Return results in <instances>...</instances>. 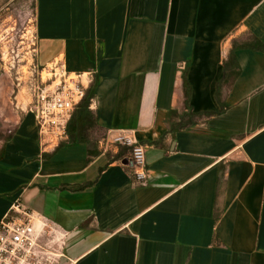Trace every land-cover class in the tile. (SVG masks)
<instances>
[{
  "label": "crops",
  "instance_id": "crops-1",
  "mask_svg": "<svg viewBox=\"0 0 264 264\" xmlns=\"http://www.w3.org/2000/svg\"><path fill=\"white\" fill-rule=\"evenodd\" d=\"M33 29L40 67L92 85L100 152L45 146L0 61V219L17 200L37 213L58 264H264V51L235 52L220 115L174 129L220 110L264 0H34ZM119 133L145 147L144 186Z\"/></svg>",
  "mask_w": 264,
  "mask_h": 264
},
{
  "label": "built area",
  "instance_id": "built-area-1",
  "mask_svg": "<svg viewBox=\"0 0 264 264\" xmlns=\"http://www.w3.org/2000/svg\"><path fill=\"white\" fill-rule=\"evenodd\" d=\"M37 81L29 110L34 115L40 139L45 146L55 148L66 138L67 123L84 98L86 88L81 74L67 72L61 61L41 67ZM112 144L129 150L132 177L138 185H146L145 147L124 133L117 134ZM46 228L37 213L20 200L15 201L0 219V264H58L63 244L56 250L44 244L41 237Z\"/></svg>",
  "mask_w": 264,
  "mask_h": 264
},
{
  "label": "rangeland",
  "instance_id": "rangeland-1",
  "mask_svg": "<svg viewBox=\"0 0 264 264\" xmlns=\"http://www.w3.org/2000/svg\"><path fill=\"white\" fill-rule=\"evenodd\" d=\"M33 24L32 0H0V61L21 104L27 98L31 101L41 68L36 62Z\"/></svg>",
  "mask_w": 264,
  "mask_h": 264
},
{
  "label": "trees",
  "instance_id": "trees-1",
  "mask_svg": "<svg viewBox=\"0 0 264 264\" xmlns=\"http://www.w3.org/2000/svg\"><path fill=\"white\" fill-rule=\"evenodd\" d=\"M34 10V0H32ZM251 50L255 52L264 51V43L257 39L252 33L245 32L241 36L231 40V47L223 61L224 76L221 83L217 86L216 98L220 105V110L217 112H203L192 113L189 112L181 117L180 122L174 127L176 130H183L189 126L197 124L200 119L208 120L214 116L221 114L223 105L220 100L219 90L220 86L224 83H232L239 75V66L236 60L235 52L237 50ZM94 101V93L92 85L85 89L84 98L73 110L69 121L67 123L66 138L61 140L53 151L64 144L86 143L89 146V153L97 156L100 152L98 149V131L99 126L96 122L95 113L90 109ZM112 160L122 161V154L119 152ZM218 187H220V182ZM217 191V196H218ZM216 216V215H215ZM218 216V210H217ZM216 216V217H217Z\"/></svg>",
  "mask_w": 264,
  "mask_h": 264
},
{
  "label": "water",
  "instance_id": "water-1",
  "mask_svg": "<svg viewBox=\"0 0 264 264\" xmlns=\"http://www.w3.org/2000/svg\"><path fill=\"white\" fill-rule=\"evenodd\" d=\"M125 163V162H124Z\"/></svg>",
  "mask_w": 264,
  "mask_h": 264
}]
</instances>
